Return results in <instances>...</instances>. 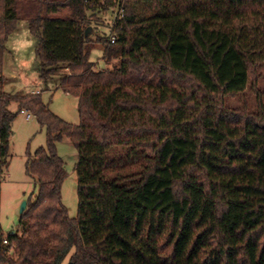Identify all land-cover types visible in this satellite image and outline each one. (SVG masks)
Returning a JSON list of instances; mask_svg holds the SVG:
<instances>
[{"label":"trees","instance_id":"16d2710c","mask_svg":"<svg viewBox=\"0 0 264 264\" xmlns=\"http://www.w3.org/2000/svg\"><path fill=\"white\" fill-rule=\"evenodd\" d=\"M137 3L156 12L140 17ZM113 6L124 16L115 42L98 40L111 66L97 68L88 15ZM22 17L42 80L62 75L79 97V124L40 93L2 90ZM262 63L264 0H0V182L18 114L47 130L27 161L35 189L21 232L0 227V264H264V102L260 92L256 111L226 101ZM66 135L79 151L77 218L62 201Z\"/></svg>","mask_w":264,"mask_h":264},{"label":"rangeland","instance_id":"374dc122","mask_svg":"<svg viewBox=\"0 0 264 264\" xmlns=\"http://www.w3.org/2000/svg\"><path fill=\"white\" fill-rule=\"evenodd\" d=\"M136 8L140 17L156 12V8L145 3H137ZM118 12L117 6L89 12L90 25L88 28H90L91 39L96 42L91 59L97 63V68L105 69L111 66L103 60V45L98 40L112 34ZM66 14H68L67 11H61L53 15ZM37 46L38 38L31 32L29 21L22 17L6 42L3 56V73L6 80L2 90L10 94H33L36 91L37 94H41L43 101L55 115L73 125L79 124L81 121L79 97L62 88V75H56L48 82L42 80L39 73ZM65 72L67 69L61 67L60 73ZM258 92L264 102V63L259 64L256 70L251 72L248 87L243 92L228 96L226 101L232 107H248L249 110L256 111ZM18 105V102H12L11 109L17 110ZM31 115V118H27L25 113L20 112L14 121L9 170L0 182V227L5 235L21 232L20 207L35 189L33 180L27 174L29 154H33L39 147L47 144L46 128L40 124L33 113ZM57 152L63 158L67 172L62 185V201L70 217L77 218L79 178L76 167L79 161V151L72 139L66 135L57 143ZM69 258L70 256L64 264L69 262Z\"/></svg>","mask_w":264,"mask_h":264},{"label":"built area","instance_id":"2783aa9c","mask_svg":"<svg viewBox=\"0 0 264 264\" xmlns=\"http://www.w3.org/2000/svg\"><path fill=\"white\" fill-rule=\"evenodd\" d=\"M123 16H124V8L122 7V8L119 9V12H118V16H117L116 22H117L119 19H121ZM110 38H111V41H112V42H115V40H116V33H112V34L110 35ZM22 112L26 114L27 118H31L32 115H31V113L29 112L28 109H23ZM4 242L7 243L8 240L5 239Z\"/></svg>","mask_w":264,"mask_h":264},{"label":"water","instance_id":"95a60500","mask_svg":"<svg viewBox=\"0 0 264 264\" xmlns=\"http://www.w3.org/2000/svg\"><path fill=\"white\" fill-rule=\"evenodd\" d=\"M90 33V28L87 29V32L86 34H89ZM27 203H28V200H24L22 202V205L20 207V215L23 214V212L25 211V209L27 208Z\"/></svg>","mask_w":264,"mask_h":264},{"label":"crops","instance_id":"0c3cea01","mask_svg":"<svg viewBox=\"0 0 264 264\" xmlns=\"http://www.w3.org/2000/svg\"><path fill=\"white\" fill-rule=\"evenodd\" d=\"M33 93H37L36 91H34Z\"/></svg>","mask_w":264,"mask_h":264}]
</instances>
